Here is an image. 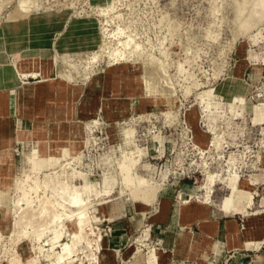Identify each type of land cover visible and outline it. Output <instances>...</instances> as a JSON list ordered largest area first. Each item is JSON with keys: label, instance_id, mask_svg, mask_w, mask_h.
<instances>
[{"label": "rangeland", "instance_id": "rangeland-1", "mask_svg": "<svg viewBox=\"0 0 264 264\" xmlns=\"http://www.w3.org/2000/svg\"><path fill=\"white\" fill-rule=\"evenodd\" d=\"M73 185L61 264H264V0H0V264L56 263Z\"/></svg>", "mask_w": 264, "mask_h": 264}, {"label": "bare ground", "instance_id": "bare-ground-1", "mask_svg": "<svg viewBox=\"0 0 264 264\" xmlns=\"http://www.w3.org/2000/svg\"><path fill=\"white\" fill-rule=\"evenodd\" d=\"M126 42H123L124 47H126L128 45ZM32 153H33V157H35L37 155L36 151H33ZM31 178L32 177L30 175H22V177L20 179L14 180V183H13L14 190H19L21 192V198H19L18 201L15 200V201H17V203H15L14 207H16L17 204L24 199L26 200L25 205L27 204L26 208H28V206H30V202L26 199V197L29 194V192L30 193L31 192L36 193L38 188H39L38 183L33 180L34 177L32 178L34 185L28 183ZM81 189H82L81 187H79L77 185H73L69 189L70 190L69 194L67 192L68 189L67 190L62 189L61 190L62 195H68L67 199H65L66 200L65 204L61 205V204L56 203L54 201H47V203H46L44 201V202H42L43 205H41V207H40L41 210H39V213L37 215V216H39V214H40L41 216L42 215L44 216L48 213V216H49L48 219L49 220L44 221L45 223H42L43 225H41L42 228L38 229L37 231L35 230V232H33L32 237H33L35 242H39V241H41V239H43L47 230H49L51 228L53 229V235H52L50 241L45 242V244L47 245V249L49 251H55L57 248H61V252H59V254L56 257V263L55 264H61V263L65 262L73 254L72 247H71V245L73 243L71 244L70 239H64L62 236L61 227L63 226L64 222L68 221L70 225L75 227L76 232L73 233L75 235L77 234V231L82 232L83 228H85L88 225V220H89L90 216L88 217V207L89 206H88L87 202H88L89 197L87 195L83 196L81 193V191H82ZM59 207L61 208L62 212H58ZM42 217H39V218H42ZM19 223H20L19 220L15 221V224H19ZM13 226H14V224H13ZM15 231L17 234V230H15ZM16 234L14 235L13 238L18 236L17 237L18 240H20L21 238L27 237L26 233H22V234L19 233V235H17V236H16ZM71 239H72V237H71ZM42 251H43V248L40 247L39 252L41 253Z\"/></svg>", "mask_w": 264, "mask_h": 264}, {"label": "crops", "instance_id": "crops-1", "mask_svg": "<svg viewBox=\"0 0 264 264\" xmlns=\"http://www.w3.org/2000/svg\"><path fill=\"white\" fill-rule=\"evenodd\" d=\"M216 207V206H215ZM218 210L213 209L214 213H218L220 215H216L214 214V218L212 219L213 221L211 223L207 222V215L205 217V220H203V218H199V222H196V224L199 226L200 229H204L205 233L207 235H215V234H223V238L220 242L217 243V245H222L220 250L224 249L227 251H233L235 250L237 247H239V244H234L232 242L233 238L231 237V232L232 229L235 226V222H234V218H226V216H234V215H226L229 213H225L223 211H221L219 208H217ZM204 210L203 212L206 214L207 210L206 209H202ZM201 216V215H200ZM184 219L182 218V221ZM219 250V251H220ZM232 254H229V256H231Z\"/></svg>", "mask_w": 264, "mask_h": 264}]
</instances>
